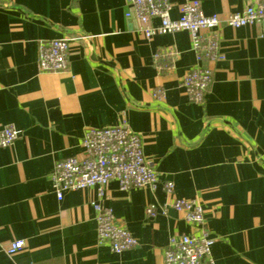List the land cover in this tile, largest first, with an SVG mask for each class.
<instances>
[{
  "label": "crops",
  "instance_id": "obj_1",
  "mask_svg": "<svg viewBox=\"0 0 264 264\" xmlns=\"http://www.w3.org/2000/svg\"><path fill=\"white\" fill-rule=\"evenodd\" d=\"M168 1L176 19L187 0ZM199 1L224 19L248 0ZM128 9L126 0H0V128L20 131L0 146V264H163L171 236L201 232L170 206L176 198L200 202L215 264H264V25L217 28L218 56L205 62L211 83L197 104L181 85L198 64L188 32L146 38ZM57 38H70L67 68L40 71L39 42ZM167 50L164 69L156 54ZM121 119L140 135L158 180L104 185L102 205L138 242L115 253L96 240V188L59 201L50 173L84 155L86 128ZM19 239L24 246L8 254Z\"/></svg>",
  "mask_w": 264,
  "mask_h": 264
},
{
  "label": "built area",
  "instance_id": "obj_2",
  "mask_svg": "<svg viewBox=\"0 0 264 264\" xmlns=\"http://www.w3.org/2000/svg\"><path fill=\"white\" fill-rule=\"evenodd\" d=\"M126 16H133L139 29L146 38L155 33H170L186 30L190 46L198 64L187 71L181 80L189 100L201 104L211 83V69L205 62L218 56L219 40L217 28L225 23L233 28L260 23L264 25V0H248L244 8L228 14L224 19L218 14L205 15L199 0H187L179 7V16L172 19L169 15L168 0H126ZM157 19V23L152 21ZM205 31V32H203ZM70 38H57L41 41L38 44L37 63L40 71L57 72L67 68V52ZM172 50L156 54L157 58L167 59L162 67L168 68L172 62ZM20 131L14 126L0 128V146L11 145ZM82 156H69L54 163L50 173L52 190L57 200H62L67 191L95 187L98 200L92 204L96 223V240L106 242L115 253L133 248L137 239L119 222L110 208L102 205L104 185L115 180L122 190L133 187L154 186L158 173L146 160L142 151L141 137L133 132L125 119L117 124L104 127H89L83 132ZM163 189L167 193L173 190V183L165 181ZM170 206L178 211L182 218L200 226V234H181L171 236L163 251V264H215L211 256L213 239L204 228V215L201 204L196 199H174ZM165 208L161 207L160 212ZM148 216H154L158 210L149 204L145 208ZM24 246V240H13L5 251L12 254Z\"/></svg>",
  "mask_w": 264,
  "mask_h": 264
}]
</instances>
